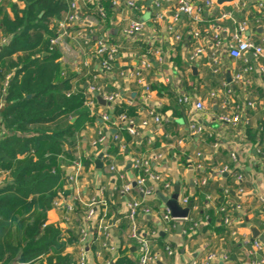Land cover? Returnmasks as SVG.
<instances>
[{"label": "crops", "instance_id": "1", "mask_svg": "<svg viewBox=\"0 0 264 264\" xmlns=\"http://www.w3.org/2000/svg\"><path fill=\"white\" fill-rule=\"evenodd\" d=\"M9 1L17 4L20 9L25 6L22 0ZM69 1H77L80 4L82 17L94 20L96 36H109L111 42L120 44L121 51L115 62V69L104 72L100 67V58L96 55L95 40L92 38L86 43L84 40L73 39L71 35L66 38V45L59 46L61 56L58 61L67 71H76L80 75L74 81V85H78L80 81L86 79L85 87L91 84L95 85L100 89L99 94L102 97L116 90L123 94L125 104L140 105L141 109L136 114L132 116H128L126 113L122 114L135 120L139 126V134L133 138L138 137L139 142L145 140L146 145L139 147L138 145L133 146V142L126 144L124 137L118 134L120 115L114 117V110L110 108V104L102 105L94 95V108L92 110L88 108V120L78 130L74 159L69 161L68 167H63L67 171L68 180L64 186L66 194L64 192L63 196L74 204L75 212L65 214L62 210L52 208L48 212V222L59 225L64 238L68 237L69 232L77 234L76 231H78L86 208H88L87 204L94 197L102 198L107 201V208H101L100 212L107 213V221L112 226L115 244L119 247V251L131 248L132 252L127 253L128 257L136 258L138 250L133 245L129 246L128 241L121 236L119 231V228H125L123 226L125 222L128 223L123 211L126 200L130 198L120 193L123 181L119 177V173L124 174L127 180L133 179L135 170L132 166V159L156 152L162 153L163 157L153 162V170L168 176L173 182V190L176 181L180 182V194L190 196L191 201L198 205V209L192 212V217L195 212L200 210L201 220L204 221L207 218L210 221L209 213L211 211L217 213V200L220 198L225 202V205L234 202L241 206L231 214L232 225L228 227V232L221 233L216 228L221 225L222 221L219 219L215 227L207 229L204 225L198 235L188 238L181 234L178 227L176 234H168L163 230L161 216L168 208L158 197V193L162 192L170 196L173 191L171 193L164 191L161 183L154 184L158 192L155 198L143 199L140 193L134 191L133 197L144 200V203L152 209V213H140L138 221L149 235L155 232L153 235L154 248L155 237L158 233L161 236L166 235V241L172 242L173 248L179 250L175 256L165 254L162 264H189L191 258H202L212 251L226 253L230 259L231 256H234V259H231L228 264H251L264 257V251L252 255L247 253L250 249L248 242L253 239L250 230L243 227L245 218L249 217V221L256 225L260 229L261 235L264 236V216L259 211L260 209L264 210V204L258 200L259 196H264V73L246 70L249 65L255 67L264 65V59L256 57L253 53H248L246 58L235 59L227 51V45L236 31L237 23L244 19L249 20L247 29L243 33L244 37L262 43L264 11L258 9L257 4L264 0H247V5L239 9L234 7L235 3L229 2L221 6L218 5L219 7L214 11L205 12L204 20L208 24L218 18L221 10H233L232 19L220 21L225 44L219 51L220 68L217 73L213 69V50L211 42L208 41L209 38H203L200 41L193 38L189 31L192 27L187 23L186 17H183L175 26V31L182 36V41H176L173 38L174 35L168 33L169 22L166 20L173 14L177 6L175 0H163L160 6L147 0L145 2L146 9L137 16L124 5L123 0L117 7L110 0H97L94 5L87 4L86 0H67L68 5ZM96 4L106 10L107 17L105 19L99 16L95 9ZM5 6V11L13 18L14 12L11 6L7 4ZM108 7H110V11L107 10ZM147 12L148 15H146ZM156 14H163L166 20L154 23L152 19ZM256 16L260 17V23L255 20ZM64 17L61 20L54 19L51 25L60 23ZM133 18L145 21L146 29L140 37L127 39L123 35V28ZM77 25L75 23V26ZM2 37H4V33L0 29V38ZM199 43H204L207 51L198 61L190 63L189 56ZM149 49L153 51L150 57L154 64L144 73L145 81L151 89V97L146 99L147 93L144 86L136 80L126 81L121 77L120 72L127 66L140 65L143 55L147 54ZM156 49L162 51L165 60L158 59L154 54ZM238 74L241 75L240 80L236 79ZM228 76L231 80H228ZM227 87L232 89L230 99L235 100L237 104H242L247 100L256 102L255 109H246L251 120L250 125L223 124L218 120V115L221 112L220 102L226 97L225 89ZM211 92H217L218 98H211ZM128 93H131L133 98L128 97ZM182 93L191 95L195 100L198 98L204 100L206 109L198 112L193 110L190 105H179L176 96ZM149 108L155 109L163 117L164 121L161 124L156 123L148 116ZM105 113H108L113 121L118 120V125L111 127V123L104 121L102 116ZM94 116L97 117V120L92 124L90 119ZM77 118L78 116H73L71 122H75ZM145 118L149 119V125L142 127L141 122ZM192 121L204 126L205 131L200 134H192L188 128ZM111 129L117 130L116 135L119 139H114L113 135L115 134L110 132ZM100 131L107 132L109 138L108 142L99 148L93 146L92 143ZM116 142L117 152H109L111 145ZM121 145H124L123 150L120 148ZM104 151H107L109 157H102L104 166L98 168L95 165V159ZM233 151L238 154L237 162L231 159ZM198 152L203 153V159L200 162L205 165L206 174L195 169L196 163L199 162L196 156ZM86 160H89L88 164ZM111 160L116 161L119 166L118 171L111 172L108 169ZM76 161H81L83 168L78 180L71 181L69 177L75 172L74 163ZM225 166H228L229 170L220 173V169ZM238 172L245 175V193L241 197L237 192L238 184L235 178ZM204 176L208 177L209 182L205 187L206 191L200 192L199 189L203 187L196 184V181ZM227 190L229 193L226 192ZM201 198V204L203 200L205 202L202 206L198 203ZM111 218L113 221L110 224ZM183 224L186 226L187 223ZM98 247L97 241H94L90 248L95 253ZM66 251L73 253L75 259L78 258L77 244L68 246ZM106 257H109L108 253H105L102 258L95 255V261L102 263Z\"/></svg>", "mask_w": 264, "mask_h": 264}, {"label": "trees", "instance_id": "2", "mask_svg": "<svg viewBox=\"0 0 264 264\" xmlns=\"http://www.w3.org/2000/svg\"><path fill=\"white\" fill-rule=\"evenodd\" d=\"M0 1V29L8 40L0 49V176H5L0 184V264L8 263L18 253L19 264H75L77 259L66 248L77 244L78 232H69L64 238L59 225L48 222L54 199L65 192L68 180L63 167L74 159L78 130L88 120L89 112L81 91L67 95L80 75L62 67L58 61L59 47L50 42L60 28V23L51 25L52 21L61 20L69 5L67 0H22L25 6L20 9L9 0ZM5 4L11 6L13 18L5 11ZM78 29L74 26L70 31L74 34ZM8 75L9 83L5 86ZM85 85L86 79L78 84L84 90ZM140 109V105L122 101L113 108V116H132ZM73 116H78L75 122H71ZM96 120L94 116L90 122ZM127 126L125 120H120L118 134L125 143L145 146L146 141L134 139ZM117 150L116 142L109 152ZM201 202L202 198L198 203L205 204L204 200ZM222 206L227 207L230 215L237 210L236 203L225 205L220 198L217 207ZM200 213L198 210L193 217L200 218ZM209 214L210 221L202 220L207 229L215 227L220 219L221 225L216 228L221 233L228 232L223 223L225 212ZM123 226L128 228L129 223ZM165 236L157 233L156 251L164 253L172 245ZM128 252H132L129 247L119 251L115 264H136V258L128 257Z\"/></svg>", "mask_w": 264, "mask_h": 264}, {"label": "built area", "instance_id": "3", "mask_svg": "<svg viewBox=\"0 0 264 264\" xmlns=\"http://www.w3.org/2000/svg\"><path fill=\"white\" fill-rule=\"evenodd\" d=\"M114 6H119L122 0H110ZM147 0H123L124 5L130 9L135 15H139L143 13L146 9L145 2ZM155 5L160 6L163 0H150ZM172 1V0H167ZM177 2V6L174 9L173 14L166 20V17L163 14H156L152 19L154 23L159 22L161 20H166L169 22L167 30L168 33L174 35L173 38L176 41H182V36L176 33V23L179 22L183 17H186L187 23L191 25L192 29L189 30L190 34L193 38L197 40H202L203 38H209L208 41L212 44V64L214 65L215 73L219 72L220 61H219V51L224 46V39L222 37V28L220 21H225L233 18V10L231 11H223L219 12L218 18L210 21V23L206 24L204 20L205 12H211L217 9L218 3L217 0H175ZM87 4L94 5L97 3V0H86ZM234 7L239 9L240 7H245L247 5V0H235L233 1ZM257 8L264 11V2H260L257 4ZM99 16L103 19L107 17L106 10L96 4L95 7ZM82 8L77 1H69L68 11L65 14L64 19L60 22L59 34L58 36L52 38L50 40L52 46H60L66 45V38L68 36H73L72 38L80 41L84 40L88 43L92 38L95 40L96 47V55L100 58V67L104 72H110L113 70L115 62L117 61V57L120 54L121 46L118 43H113L110 40V37L107 35H102L100 37L96 36V29L94 20L86 19L82 17ZM217 20V21H216ZM255 20L260 23V17L256 16ZM212 22V23H211ZM77 23L79 29L72 34L70 31L71 27L75 26ZM249 24L248 19H244L241 22L237 23L236 31L234 32L231 41L227 45V51L229 55L235 59L246 58L248 53H253L256 57H260L264 59V38L262 39V43H257L253 41L251 38L244 37L243 33L247 29ZM146 29V22L140 20L138 18H133L129 21V23L123 28V35L125 38H138ZM7 38H0V49L2 46L7 43ZM207 51V47L204 43H199L192 51L189 56V62L194 63L200 59V57ZM150 54H153L151 49L148 50L147 54L143 55L140 65L138 66H127L122 69L120 72L121 77L125 78L126 81L136 80L140 85L144 86L146 91V99H149L151 89L150 86L146 83L144 78V73L147 69H150L154 61L151 59ZM154 54L158 57L159 60H165L164 55L160 49H156ZM247 71H258L260 73H264V65L261 66H252L249 65L246 68ZM10 79V75L6 77L5 86L8 85ZM237 80L241 79V75L238 74L236 76ZM82 92L85 95V105L90 110L94 108L95 100L94 93L100 92V89L95 85L91 84L86 87L84 90L78 85H74L72 90L67 93L70 96L74 92ZM226 97L220 102L221 112L218 115V120L223 124H233L238 125L242 124L244 126H248L251 124V120L249 114L246 109H255L256 102L253 100H247L242 104H237L235 100H231L230 97L232 95V89L227 87L225 89ZM219 94L217 92H211V98H218ZM107 103L110 104V108L113 109L116 104L124 101L123 94L119 91L111 92L104 96ZM176 101L179 105H190L195 111H203L206 109V105L204 100L202 99H193L191 95L182 93L176 96ZM3 106V100L0 101V110ZM148 116H150L156 123L161 124L164 119L161 115H159L155 109L149 108L147 111ZM102 119L108 123H111V127H115L118 125V120L113 121L112 117L105 113L102 116ZM119 120H125L127 123L128 131L133 135L139 134V126L135 123V120L129 118L126 114H121L118 118ZM2 117L0 114V125H1ZM149 119L145 118L141 122V126H148ZM188 128L192 134H200L205 131V127L196 122H190ZM1 130V128H0ZM1 133V131H0ZM114 139H119L118 135H113ZM109 136L107 132L100 131L98 137L93 141V146L101 147L104 146L108 142ZM217 145V144H214ZM121 150L124 149V145L120 146ZM103 150L101 149V152ZM199 162L196 163L195 169L199 171H203L206 174L205 165L201 159H203V153L198 152L196 154ZM264 156V152H263ZM103 157H109L107 151H104ZM162 153H148L140 157H135L132 159V166L135 170V175L133 179L127 180L125 175L119 173V177L123 181V185L120 189V193L125 197H130L125 202L124 207V217L128 220L129 226L128 228H119L120 234L123 238H125L129 246L133 245L138 250V254L136 257V264H159V262L163 261V257L165 254L169 256H175L179 253V250L174 249L172 246H167L165 248V252L156 251L154 248L153 235L148 234L146 229L143 228L139 221L138 217L140 213H152V209L150 206L144 203V200L137 199L133 197V192L136 191L143 196V199L150 197H157V189L155 188V183H161L163 186V190L166 192L173 191V182L163 173L155 172L153 170L152 164L154 161L162 159ZM231 159L234 162L238 161V154L233 151L231 153ZM75 172L72 176L69 177L71 181H77L80 172L82 171V162L76 161L74 163ZM108 169L111 172H115L119 170V166L117 165L115 160H111L108 164ZM229 170L228 166L220 169V173L227 172ZM0 176V184H1ZM236 182L238 184L237 192L240 194V197L245 193L244 182L245 175L243 173H236L235 175ZM208 177L204 176L199 178L196 181L200 187H206L208 184ZM153 182V184H152ZM102 191V189H100ZM229 193V190L226 191ZM210 197V196H209ZM260 203L264 204V196L261 195L258 197ZM179 203L182 206L190 205L189 214L185 218H175L171 215L169 209H167L161 216V221L163 222V230L168 234H173L175 228L182 225L181 234L184 237L192 238L198 235L203 226L204 222L201 219H194L191 215L193 211L198 209V205L191 201V197L184 194H179ZM88 208L85 211L83 216V221L78 228V241H77V249H78V258L75 264H115L119 257V247L115 244L113 239V232L111 230L112 226L108 224L107 221V213L100 212L101 208H107V201L104 199H100L98 197H94L91 199L89 204H87ZM241 206L236 203V209H239ZM52 208L57 210H62L65 214H70L75 212V206L72 204L68 198H65L63 195L58 196L54 199ZM218 211L225 212L226 215L224 217V225L227 227H231L232 225V217L229 214V210L226 206H222L218 209ZM260 214L264 216V210H260ZM119 221V220H118ZM183 223H187L185 227ZM97 241L99 247L93 253L91 251V244ZM250 249L248 250V254H258L264 251V243L259 239L252 240L248 242ZM105 253L109 254V257L104 258L102 263H97L95 261V255L99 258H102ZM231 262V259L226 253H218V252H209L207 255L202 258H191L189 264H228ZM251 264H264V257L259 258L253 261Z\"/></svg>", "mask_w": 264, "mask_h": 264}, {"label": "water", "instance_id": "4", "mask_svg": "<svg viewBox=\"0 0 264 264\" xmlns=\"http://www.w3.org/2000/svg\"><path fill=\"white\" fill-rule=\"evenodd\" d=\"M235 0H217V3L219 6L225 4V3H229V2H233ZM77 24V23H76ZM228 80H231L230 76H228ZM94 95L97 97L99 103H101L102 105H107L108 103L106 102V100L104 99V97H102L98 92H95ZM128 97L133 98V95L130 93L127 94ZM111 133L116 134L117 130L116 129H111L110 130ZM102 157H103V153H101L98 158L95 159V165L98 168H102L103 165V161H102ZM130 166V164L128 165V167ZM2 187V185H0V188ZM181 191V185L179 181H176L175 185H174V190L173 193L169 196V195H165L162 192L158 193V197L161 199V201L165 204V206L169 209V211L171 212V215L175 218H185L188 216L189 214V209H190V205H187L185 207L181 206L179 203V194ZM113 221V219L111 218L109 220V223L111 224ZM243 227L248 228L250 230L251 233V238L253 240L255 239H259L260 241H262L264 243V236L261 235V231L260 229L254 225L253 223H251L249 221V217L245 218V222L243 224ZM178 230L181 231L182 230V225L179 224L178 226ZM20 263V253H18L14 258H12L8 263L6 264H19ZM159 264H162L161 262H159Z\"/></svg>", "mask_w": 264, "mask_h": 264}, {"label": "rangeland", "instance_id": "5", "mask_svg": "<svg viewBox=\"0 0 264 264\" xmlns=\"http://www.w3.org/2000/svg\"><path fill=\"white\" fill-rule=\"evenodd\" d=\"M148 12H149V11H148ZM148 12L146 13V15H148V14H149ZM4 178H5V176H2V178H1V180H2V181H1V182H3V181H4Z\"/></svg>", "mask_w": 264, "mask_h": 264}]
</instances>
